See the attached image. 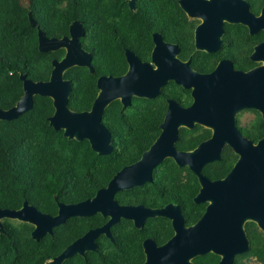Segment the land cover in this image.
Instances as JSON below:
<instances>
[{
  "label": "trees",
  "instance_id": "obj_1",
  "mask_svg": "<svg viewBox=\"0 0 264 264\" xmlns=\"http://www.w3.org/2000/svg\"><path fill=\"white\" fill-rule=\"evenodd\" d=\"M259 11L264 0H253ZM139 10H131L128 0H0V108L13 106L24 94L22 74L34 79L50 78L53 59L63 58L66 49L42 51L39 30L49 36L69 34L71 22L81 19L87 33L82 42L93 51L96 72L88 66H73L66 71L72 81L70 105L89 109L98 95L101 72L125 73L129 68L126 49H134L142 59L150 60L154 31L179 42L181 56L193 55L200 70L215 68L222 58L236 66L249 68L256 64L250 54L254 45L264 39V30L253 34L247 25L227 23L226 42L217 52L196 49L195 27L179 0H139ZM30 9L39 23L32 25ZM184 104L193 100L191 89L171 80L156 98L134 96L130 106L114 100L104 112V121L113 135V151L100 154L88 139H71L64 129L54 127L49 117L55 111L48 95H35L32 109L11 120L0 121V208H19L25 201L57 214L59 202H77L94 196L99 188L123 166L141 157L160 134L168 109V98ZM244 127L255 138L264 136V117L258 110ZM211 135V129L198 124L182 127L179 146L190 149ZM239 155L226 145L221 160L206 164L204 172L212 178L225 176ZM201 187L198 175L188 166H179L172 157L154 169V178L142 186L125 189L117 196L122 202L165 205L179 202L188 222L197 221L208 203L196 202ZM108 220L101 213L72 216L56 226L41 240L32 236L34 225L6 218V233L0 232V264H46L77 237ZM252 248L239 254L235 264L254 256L264 263V231L255 221L247 222ZM115 240L106 235L98 238L100 247L86 256L76 254L63 264H137L146 258L144 239L152 235L160 243L173 233L172 220L165 216L150 217L144 228L133 220L122 219L113 226ZM200 264H219L214 252L195 258Z\"/></svg>",
  "mask_w": 264,
  "mask_h": 264
},
{
  "label": "water",
  "instance_id": "obj_2",
  "mask_svg": "<svg viewBox=\"0 0 264 264\" xmlns=\"http://www.w3.org/2000/svg\"><path fill=\"white\" fill-rule=\"evenodd\" d=\"M129 2L132 9H136L138 0ZM180 3L190 16L202 18L195 30L199 50L214 52L223 45L226 21L244 23L252 33L264 29V9L256 14L248 0H180ZM29 14L32 25L37 26L39 23L32 9ZM85 34L81 19L71 22L70 35L49 36L45 30H39L42 51L65 48L66 54L53 59L48 79L37 80L27 77L26 73L21 75L24 94L13 106L0 108V121L17 118L32 109L35 95H48L54 100L55 111L49 117L54 127L64 129L71 139H88L100 154H110L113 137L104 121V112L114 100L121 99L124 106H128L133 96L154 98L170 80L193 88L195 100L190 106H183L170 99L161 134L139 160L121 168L94 196L78 202L60 201L57 214L46 212L29 201L19 208H0V232L6 233L5 218L16 219L32 223L35 226L33 238L41 240L72 216L100 212L110 217L104 225L89 229L46 262L63 264L75 254L86 255L87 251L98 250L97 238L102 233L113 237L111 226L123 217L135 220L142 228L148 216H168L173 220L174 235L163 244L152 237L146 238L147 257L139 264H200L195 257L209 252L221 256L219 264H235L239 254L252 248L247 222L255 221L264 231V137L256 142L244 135L237 118L243 108H257L264 116V62L245 70L223 59L213 71L200 72L192 66V57L188 60L179 57L178 44L155 33V64L143 62L128 50L130 68L127 73L101 75L99 93L92 108L77 110L70 105L73 85L66 71L79 65L96 72L93 52L85 48L81 40ZM251 56L256 61H264V41L256 45ZM197 123L213 129L212 136L194 149H179L180 127L194 128ZM226 144L235 148L239 158L226 176L212 179L203 172V167L221 160ZM167 157H174L181 166L189 165L199 175L201 188L195 201L208 202V205L195 223L187 224L181 206L174 202L164 207H151L122 204L116 197L120 190L152 180L154 168Z\"/></svg>",
  "mask_w": 264,
  "mask_h": 264
},
{
  "label": "flooded vegetation",
  "instance_id": "obj_3",
  "mask_svg": "<svg viewBox=\"0 0 264 264\" xmlns=\"http://www.w3.org/2000/svg\"><path fill=\"white\" fill-rule=\"evenodd\" d=\"M249 1V3H250V5H251V9H252V11L253 12H255L256 14H261L262 12H263V9H264V4H262L261 5V3L258 5V6H260V9H259V11L256 9L257 7L255 6V4H254V2H253V0H248ZM179 2H180V0H179ZM128 3H129V6H130V8H131V10H133V11H138L139 10V7H140V5H139V0H138V3H137V7H136V9H132V7H131V5H130V2H129V0H128ZM181 4V3H180ZM181 6H182V4H181ZM183 7V6H182ZM184 9V8H183ZM185 10V9H184ZM186 11V10H185ZM187 12V11H186ZM187 14H188V12H187ZM189 15V14H188ZM190 16V15H189ZM191 18H193V19H198L199 20V22L197 23V25L202 21V18H198V17H192V16H190ZM227 23H234V22H229V21H226L225 22V25H224V27H225V34H224V43H223V45L225 44V42H226V39H225V35H226V33H227V29H226V24ZM236 23H241V22H236ZM242 24H244V23H242ZM197 25H196V27H197ZM244 25H246V24H244ZM196 27H195V30H196ZM249 27V26H248ZM86 28V27H85ZM249 29H250V27H249ZM262 30H264V29H262ZM262 30H260V31H262ZM260 31H258V32H260ZM250 32H251V29H250ZM258 32H256V33H253V34H257ZM86 33H87V30H86ZM155 33H161L162 34V36H163V38L166 40V41H168V42H172V43H176V44H178L179 45V47H180V53H179V57L182 59V60H188L190 57H192V61H191V64H192V66L194 67V68H196L198 71H200V72H205V73H208V72H211V71H213L216 67H217V65L219 64V62L221 61V60H223V59H227V60H229L231 63H233V65L236 67V68H242V69H245V70H250V69H252V68H254L255 66H257V65H259V64H261V63H263L264 61H256V60H254L253 58H252V53L254 52V50H255V47H256V45L257 44H259V43H261V42H263L264 41V39L263 40H261V41H259V42H257L255 45H254V48H253V50H252V52H251V54H250V57H251V59L252 60H254L255 62H256V64L255 65H253V66H251V67H249V68H244V67H240V66H236L235 65V63L230 59V58H222L218 63H217V65L215 66V68L214 69H212V70H209V71H204V70H200V69H198L197 67H195L194 66V64H193V55H190L189 56V58H183L182 56H181V51H182V47L180 46V44H179V42H177V41H171V40H169V39H167L165 36H164V34L160 31V30H156V31H154V34H153V37H154V46H153V49H152V57H151V59L150 60H144V59H142L141 58V56L134 50V49H132V48H127L126 49V55H127V58H128V54H127V51L128 50H131V51H133L137 56H139V58L143 61V62H150V63H152V64H155V62L153 61V51H154V48H155V46H156V41H155ZM252 33V32H251ZM65 35H70V32H69V34H65ZM86 35V34H85ZM84 35V36H85ZM64 36V35H63ZM57 37H62V36H57ZM82 40V39H81ZM195 44H196V36H195ZM84 45V44H83ZM222 45V46H223ZM222 46L217 50V51H219L221 48H222ZM84 47L85 48H87L88 50H90V51H92L89 47H87V46H85L84 45ZM196 49H197V46H196ZM197 50H199V49H197ZM202 51H206V50H202ZM217 51H214V52H217ZM93 52V51H92ZM208 52V51H207ZM213 53V52H212ZM65 56V55H64ZM128 63H129V68H130V62H129V59H128ZM94 65V64H93ZM129 68H128V70H129ZM127 70V71H128ZM127 71L125 72V73H127ZM125 73H122V74H115V73H112V72H101L100 73V75H99V77L101 76V75H109V74H113V75H116V76H120V75H123V74H125ZM98 77V78H99ZM171 81V80H170ZM169 81V82H170ZM175 81V80H174ZM168 82V83H169ZM167 83V84H168ZM178 83V82H177ZM166 84V85H167ZM180 84V83H179ZM166 85H164V86H166ZM182 85V84H181ZM164 86H163V88H164ZM184 86V85H183ZM185 87V86H184ZM163 88H162V93H163ZM185 88H189V87H185ZM191 89V94H192V97H193V100H192V102L190 103V104H184V103H182L181 101H179L178 99H176V98H174V97H169L168 98V108H169V100L170 99H175V100H177L179 103H181L183 106H190L192 103H193V101L195 100V97H194V95H193V88H190ZM99 93V92H98ZM161 93V94H162ZM160 95V94H159ZM158 96V95H157ZM156 96V97H157ZM138 97H142V96H138ZM156 97H154V98H156ZM133 98H134V96H133ZM146 98H148V97H146ZM117 100V99H116ZM121 100V99H120ZM122 101V100H121ZM123 102V101H122ZM132 102H133V99H132ZM124 105V104H123ZM128 106H130V105H128ZM72 107V106H71ZM125 107H127V106H125ZM73 108V107H72ZM92 108V107H91ZM75 109V108H74ZM90 109V108H89ZM77 110H79V109H77ZM84 110V109H83ZM246 110H252V111H254L255 113H256V111L255 110H258L257 108H243V109H241L238 113H237V118H238V125H239V127H240V129L243 131V134L244 135H246V136H248V137H250V138H252V139H254L256 142L257 141H259L260 140V138H262V137H264V136H262V137H260V138H255V137H253V136H251L250 134H248V133H246L245 131H244V129H243V127L246 125H243L242 124V122H241V116H242V114H243V112L244 111H246ZM258 111H260L261 113H262V111L261 110H258ZM167 113H168V109H167V112H166V115H167ZM166 115H165V117H164V119H163V121H162V123L165 121V118H166ZM262 115H263V113H262ZM264 117V116H263ZM255 118V117H254ZM251 121V120H250ZM249 121V122H250ZM162 123H161V128H162ZM198 124H201V123H197L196 124V126L198 125ZM201 125H203V124H201ZM195 126V127H196ZM205 126V125H204ZM182 127H187V128H190V127H188V126H181L180 127V140H181V129H182ZM194 127V128H195ZM205 127H207V126H205ZM207 128H209V127H207ZM190 129H193V128H190ZM209 129H211V128H209ZM162 130H163V128H162ZM162 130H161V132H162ZM161 132H160V134H161ZM159 134V135H160ZM212 134H213V129H211V135L209 136V137H211L212 136ZM158 135V136H159ZM157 136V137H158ZM112 137H113V135H112ZM209 137H207V138H209ZM207 138H205V139H207ZM205 139H203V140H205ZM180 140L178 141V147H179V149H181V150H190V149H194V148H196V147H194V148H190V149H186V148H182V147H180L179 146V142H180ZM155 141V140H154ZM153 141V142H154ZM152 145V144H151ZM150 145V146H151ZM226 145H230V144H226ZM225 145V146H226ZM149 146V147H150ZM225 146H224V148H225ZM230 146H232V145H230ZM233 147V146H232ZM224 148H223V152H224ZM234 148V147H233ZM148 149V148H147ZM146 149V150H147ZM234 150H235V148H234ZM236 151V150H235ZM145 152V151H144ZM143 152V153H144ZM236 153H237V151H236ZM238 154V153H237ZM143 155V154H142ZM141 155V156H142ZM239 155V154H238ZM141 158V157H140ZM140 158H138L137 160H139ZM168 158V157H167ZM172 158H174V157H172ZM222 158H223V153H222ZM239 158V157H238ZM175 159V158H174ZM137 160H135V161H137ZM176 160V159H175ZM238 160V159H237ZM134 161V162H135ZM218 161V160H217ZM163 162V161H162ZM177 162V161H176ZM215 162V161H214ZM237 162V161H236ZM133 163V162H132ZM209 163H211V162H209ZM130 164V163H129ZM177 164H178V162H177ZM208 164V163H207ZM128 165V164H127ZM179 165V164H178ZM235 165V164H234ZM126 166V165H125ZM179 166H181V165H179ZM184 166H188V167H190L189 165H184ZM205 166H206V164H205ZM205 166L203 167V172H204V168H205ZM124 167V166H123ZM122 167V168H123ZM181 167H183V166H181ZM191 168V167H190ZM155 169V168H154ZM120 170V169H119ZM118 170V171H119ZM192 170V169H191ZM117 171V172H118ZM193 171V170H192ZM231 171V170H230ZM229 171V172H230ZM116 172V173H117ZM228 172V173H229ZM196 173V172H195ZM205 173V172H204ZM227 173V174H228ZM197 174V173H196ZM206 174V173H205ZM226 174V175H227ZM198 175V174H197ZM206 175H208V174H206ZM225 175V176H226ZM209 176V175H208ZM198 177H199V175H198ZM209 177H211V176H209ZM224 177V176H223ZM153 178H154V171H153ZM212 178V177H211ZM222 178V177H221ZM212 179H217V178H212ZM111 180V179H110ZM153 180V179H152ZM152 180H150V181H152ZM199 180H200V178H199ZM148 182V181H147ZM109 183V182H108ZM200 184H201V182H200ZM144 185V184H143ZM106 186V185H105ZM139 186H142V185H139ZM135 187H137V186H135ZM134 188V187H133ZM201 188V187H200ZM130 189H132V188H130ZM123 190H125V189H123ZM121 191V190H120ZM120 191H118V192H120ZM118 192L116 193V197H117V199L119 200V202L120 203H122V204H133V205H140L141 203H132V202H129V203H126V202H122V201H120V199L118 198V196H117V194H118ZM198 194V193H197ZM86 199V198H85ZM78 202V201H77ZM172 202H174V203H177V204H179L180 206H181V204L179 203V202H176V201H172ZM172 202H169V203H172ZM169 203H167V204H165V205H157V206H155V205H145V204H141V205H144V206H151V207H164V206H166V205H168ZM208 203V202H207ZM181 208H182V206H181ZM182 211H183V213L186 215V213L184 212V210H183V208H182ZM100 213V212H99ZM102 214V213H101ZM106 217V216H105ZM150 217H156V216H148L147 217V219H146V221H145V224H144V226L142 227V228H144L145 227V225H146V223H147V220H148V218H150ZM165 217H168V216H165ZM186 217H187V215H186ZM108 218V220L110 219V217H107ZM168 218H170V217H168ZM201 218V217H200ZM6 219V218H5ZM122 219H124V217L123 218H121V220ZM125 219H129V218H125ZM171 219V218H170ZM107 220V221H108ZM120 220V221H121ZM130 220H133V219H130ZM172 220V219H171ZM5 221V220H4ZM106 221V222H107ZM119 221V222H120ZM134 221V223H135V225H136V222H135V220H133ZM105 222V223H106ZM118 222V223H119ZM196 222V221H195ZM195 222H188V217H187V220H186V223L187 224H192V223H195ZM6 223V222H5ZM105 223H103L102 225H104ZM117 223V224H118ZM172 223H173V220H172ZM102 225H100V226H102ZM116 225V224H115ZM115 225H113V226H115ZM113 226H111V232H112V235H113V237L112 236H109L107 233H102L101 235H106V236H108V237H110L112 240H115V234H114V231H113ZM137 226V225H136ZM246 226H247V224H246ZM96 227H98V226H96ZM138 227V226H137ZM173 227H174V225H173ZM92 228H94V227H92ZM138 228H140V227H138ZM91 229V228H90ZM88 231V230H87ZM86 231V232H87ZM85 232V233H86ZM174 233H175V227H174ZM174 233L166 240V241H164V242H162V243H160L154 236H152V235H149V236H147L146 238H149V237H152V238H154L159 244H163V243H165V242H167L173 235H174ZM100 235V236H101ZM99 236V237H100ZM98 237V238H99ZM251 237V236H250ZM78 238V237H77ZM98 238H97V241H98ZM145 238V239H146ZM145 239H144V241H145ZM74 241V240H73ZM72 241V242H73ZM98 243H99V241H98ZM70 244V243H69ZM68 244V245H69ZM67 245V246H68ZM99 247H100V244H99ZM144 249H145V247H144ZM99 250V249H98ZM97 251V250H96ZM87 252H89V251H87ZM145 253H146V251H145ZM215 253V252H214ZM87 254V253H86ZM76 255V254H75ZM83 256H86V255H83ZM146 257H147V255H146ZM196 258V257H195ZM237 258V257H236ZM69 259V258H68ZM145 260H146V258H145ZM144 260V261H145ZM143 261V262H144ZM140 263H142V262H140ZM137 264H139V263H137Z\"/></svg>",
  "mask_w": 264,
  "mask_h": 264
},
{
  "label": "rangeland",
  "instance_id": "obj_4",
  "mask_svg": "<svg viewBox=\"0 0 264 264\" xmlns=\"http://www.w3.org/2000/svg\"><path fill=\"white\" fill-rule=\"evenodd\" d=\"M24 3L29 4V0H23ZM256 116V113L252 110H246L243 112L241 116V122L243 125L247 124L250 120H252ZM243 264H264L260 260H258L254 256L245 257Z\"/></svg>",
  "mask_w": 264,
  "mask_h": 264
}]
</instances>
